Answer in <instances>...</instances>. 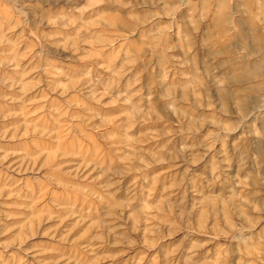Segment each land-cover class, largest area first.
I'll list each match as a JSON object with an SVG mask.
<instances>
[{
	"label": "rangeland",
	"instance_id": "obj_1",
	"mask_svg": "<svg viewBox=\"0 0 264 264\" xmlns=\"http://www.w3.org/2000/svg\"><path fill=\"white\" fill-rule=\"evenodd\" d=\"M0 264H264V0H0Z\"/></svg>",
	"mask_w": 264,
	"mask_h": 264
}]
</instances>
